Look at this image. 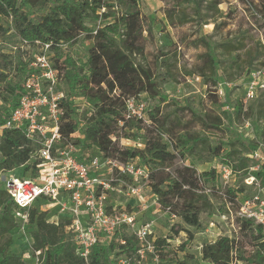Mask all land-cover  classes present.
I'll list each match as a JSON object with an SVG mask.
<instances>
[{
    "label": "trees",
    "instance_id": "trees-1",
    "mask_svg": "<svg viewBox=\"0 0 264 264\" xmlns=\"http://www.w3.org/2000/svg\"><path fill=\"white\" fill-rule=\"evenodd\" d=\"M139 1L0 0V15L11 19L22 42L49 45V50L72 45L83 33L88 36L92 47L83 65L67 58L63 67L52 66L63 74L68 87L67 96L60 101L64 108L59 126L61 136L77 147L80 159L85 158L86 152L94 156L103 151L112 152L113 158L122 163L137 160L139 166L147 169L148 187L158 209L188 227L199 229L200 215L212 216L216 211L213 199L217 197L238 210L244 200L239 198L244 190L220 191L221 174L215 169L199 173L187 163L188 158L199 163L220 159L222 167L229 169L232 176L244 174L253 178L252 184L258 183L264 190V165L253 157L256 152L264 157V127L258 138L249 141H244L233 127L234 120L241 118L250 120L254 126L264 121V91L245 106L241 100L233 105L227 101L221 103L217 91L208 89L206 102L221 108L219 113L213 108L196 109L185 104L175 109L173 119L171 114H163L161 105H169V100L160 89L156 71L145 59L143 34L149 35L151 28L144 29ZM221 3V0H169L163 15L172 29L195 24L199 27L213 25L215 31L227 25L226 21L218 22L222 17ZM255 7L259 8L264 21V0ZM35 8L41 14L31 19ZM0 31L6 32L1 27ZM191 45L203 51L197 56L199 63L193 70L186 71L185 76L200 77L207 88L217 86V66L227 83L241 78L248 80L252 71L264 68V44L259 40L255 43L250 31L227 33L221 43L214 42L210 36H201L193 39ZM21 67L25 73L27 66L21 64ZM5 78L6 75H1L0 81ZM25 78L26 75L21 82L7 86L10 109L0 125L17 105ZM142 94L157 102L149 112L150 124L144 129L143 147L119 148L118 131L143 130L141 122L124 118L125 100L139 98ZM74 99H83L89 106L81 128L71 123L75 114ZM178 112L189 115L185 124L181 123ZM195 127L199 131H193ZM209 134L218 137L217 144L210 143ZM164 135L167 142L163 140ZM129 136L133 140L137 138L134 134ZM39 147L19 128L4 130L0 134V174L23 168L29 170V177L18 173L20 178L37 177ZM257 165L259 168L255 169ZM45 203L37 200L27 210H20L6 192L0 191V264H26L21 257L9 254L13 244L11 232L19 225L17 212H26L28 224L34 227L31 239L33 254L39 253L36 264H116L113 255L116 250L126 256H137L138 241L122 229L111 240L94 246L85 262L77 255L71 234L66 232L69 221L51 222L55 213L45 210ZM107 210L110 211V207ZM236 223L239 237L220 236L202 246L200 260L185 254L182 259H171L169 264H264V231L247 219L237 218ZM186 232L188 242L193 235ZM248 236L250 240L246 241ZM165 245L168 246L165 239L154 241V250L160 257L168 252L163 249ZM247 246H250L249 253L245 251Z\"/></svg>",
    "mask_w": 264,
    "mask_h": 264
},
{
    "label": "rangeland",
    "instance_id": "rangeland-1",
    "mask_svg": "<svg viewBox=\"0 0 264 264\" xmlns=\"http://www.w3.org/2000/svg\"><path fill=\"white\" fill-rule=\"evenodd\" d=\"M222 3L219 9L222 12L220 21H226L225 27L220 26L215 31L213 25H207L199 27L195 24H188L182 27L170 28L163 15V9L167 6L169 0H140L139 7L144 22V29L151 28V33L148 35L144 32L145 41V59L146 62L156 71L161 91L167 95L169 105H161V111L163 114H171V119L176 115L174 113L176 108L182 107L185 104L191 105L196 109L209 108L214 109L216 112H220L221 108H214L211 104L206 102V90H216L219 99L222 102L227 101L230 104H234L237 101H242L246 106L253 99L258 97L264 88L255 86L254 97L247 98V90L250 82L252 81L250 76L248 80L241 78L234 83H227L222 75L220 67L217 66V86L215 88H207L204 85L202 79L193 76H185L186 71L193 70L194 65H197L199 61L197 56L203 51L201 47L194 48L191 45V41L201 36H210L216 43L225 41L227 33L238 34L245 31H250V35L254 37L255 43L257 40L264 44V21L259 8L255 5H260L263 0H221ZM249 3H251L250 6ZM31 19H36L41 13L35 8ZM226 19V20H224ZM0 27L6 32L0 31V78L1 75H6L3 82L0 81V123L3 120L6 111L10 109V96L7 92V86L14 85L17 82H21L23 77L29 73L30 65L35 62L36 57L45 55L50 62V65L63 67L65 59L71 58L78 65H83L87 59L89 49L92 47V41L89 40L86 34H81L76 43L72 45H62L57 50L45 49L40 44H26L22 42L13 27V23L10 18H4L0 15ZM2 55H6L3 58ZM264 60V59H263ZM262 61V60H261ZM24 64L25 73L21 67ZM24 70V71H25ZM64 72V71H63ZM61 75V80L58 85L54 87L53 92L55 94H63L67 96L68 87L66 81ZM259 84L264 86V74L259 78ZM140 100L146 103L147 111L145 113V121L140 123V128L143 130H128L123 132L118 131V147H143L145 127L150 124L149 112L157 105L156 100L149 99L145 94L139 97ZM83 99H76V103H73L75 114L72 122L78 124L79 128L83 126L82 119L87 114L88 108L84 105ZM181 123L185 124L189 120L187 112H178ZM194 126V125H193ZM234 130L241 135L244 141H249L254 138H258L261 130L264 127V121L253 125L250 120L241 118L234 120ZM191 130V129H190ZM199 131L198 127H195L193 131ZM135 135L137 138L133 140L128 135ZM218 137L209 134V141L215 145L218 143ZM116 140V139H115ZM164 141H168L166 135L163 136ZM225 141V140H223ZM227 148H224L226 151ZM85 155H90L86 152ZM110 157H114L112 152L109 153ZM1 159V156H0ZM263 163L260 159L258 160ZM188 164H192L193 167L199 172L209 171L215 169L221 174L222 164L220 159H213L207 163L191 162L188 158ZM12 171L11 174L23 177H29V170ZM7 174L0 175V191L5 194L3 189V178H6ZM104 178H107L104 176ZM250 178L246 175H233L227 179L219 180V189L224 191L227 188H243L244 193L240 195L241 199L249 197H262L261 189L258 183L249 184ZM127 186L135 189V194L128 195L127 187L121 186L120 188H114L113 192L107 193V206L116 208L117 210H124L132 212L136 218V226H141L151 222L150 232L151 236L149 241H156L157 239H165L168 246H164L163 249L168 251L163 253L164 257H160L158 253L154 251L150 252L145 249L144 259L139 264H169L171 259H182L185 254L193 255L200 260L201 248L206 243L215 241L220 236H228L230 238L239 237L238 225L236 223L237 218L240 216L237 214L238 210L235 206L228 205L221 201L219 198L213 199L215 206V213L212 216L206 214L200 215L201 227L194 229L188 227L180 222L178 218L170 217L168 214L163 213L158 209L156 205V199L152 195L150 188L148 187V180L127 181ZM210 188V187H208ZM119 190V191H118ZM208 191V190H207ZM209 192V191H208ZM51 209V208H50ZM53 209V208H52ZM56 214V209L51 210ZM226 211V213H224ZM23 214V212H21ZM57 215V214H56ZM54 216L51 221H57V216ZM62 219L67 215H60ZM18 227L11 232L13 238V244L9 249V254L21 257L26 264H36L37 254L32 252V239L31 234L34 231V227L28 224L27 221H23L18 217ZM190 232L193 238L187 242L188 234ZM249 241V236L245 238ZM250 246L245 248L247 253L250 252ZM183 249V250H182ZM116 250L113 255L116 264H124V259H130V264H136L137 260L134 255L118 254ZM155 256H158L157 260ZM126 264V263H125ZM202 264H209L202 262Z\"/></svg>",
    "mask_w": 264,
    "mask_h": 264
},
{
    "label": "built area",
    "instance_id": "built-area-1",
    "mask_svg": "<svg viewBox=\"0 0 264 264\" xmlns=\"http://www.w3.org/2000/svg\"><path fill=\"white\" fill-rule=\"evenodd\" d=\"M42 47L45 51L49 50V45ZM263 74L264 68L252 71L247 98L254 97L255 86L264 88L259 84V78ZM60 80V73L53 69L45 55L36 57L35 62L30 65L17 105L0 125V134L4 130L19 128L27 139L40 145L37 151L40 159L36 166L38 175L35 178H20L11 172L1 173L0 175L7 174L3 178V189L20 210H27L37 200L46 202L45 210L56 209L57 215L54 214L51 219L55 215L58 219L51 222L69 221L65 227L66 232L71 234L76 253L85 262L94 246L103 240H111L118 231L124 229L138 241L136 264H139L144 259L145 249L156 253L154 241H149L151 222L136 226L134 213L117 210L114 206L108 211L106 203L107 193L113 192L115 187H127L128 195L135 194V189L127 186L124 177L135 182L139 179L147 180V169L139 166L137 160L122 163L103 151L94 156L85 155L86 161L78 158L77 147L64 140L59 131L61 118L64 116L60 101L65 96L55 94L53 89ZM73 103H76V99ZM83 103L89 108L85 101ZM146 111V103L139 98L125 100L126 121L142 123L145 121ZM253 157L260 159L264 165V157L260 152H256ZM258 168L257 165L255 169ZM230 176L231 171L222 167L221 180ZM250 179L249 184H252L253 178ZM261 193L260 198L249 197L239 203L237 214L239 218L252 221L264 231L263 189ZM60 215L67 217L62 219ZM16 216L27 221L26 212H17ZM155 258L157 260L158 256ZM129 261L126 258L123 263L130 264Z\"/></svg>",
    "mask_w": 264,
    "mask_h": 264
}]
</instances>
